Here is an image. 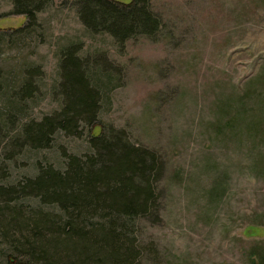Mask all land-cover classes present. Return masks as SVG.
Instances as JSON below:
<instances>
[{"label":"rangeland","instance_id":"rangeland-1","mask_svg":"<svg viewBox=\"0 0 264 264\" xmlns=\"http://www.w3.org/2000/svg\"><path fill=\"white\" fill-rule=\"evenodd\" d=\"M76 1L52 0L27 28L0 0V188L40 167L64 171L67 155L92 154L89 139L111 126L161 162L158 216L133 223L134 264H264V0H149L158 34L122 45L89 32ZM70 45L105 72L97 122L30 148L23 127L60 109L54 89ZM26 80L32 89L19 96ZM6 203L0 264H44L20 242L34 245L33 220L58 209L0 196Z\"/></svg>","mask_w":264,"mask_h":264},{"label":"trees","instance_id":"trees-1","mask_svg":"<svg viewBox=\"0 0 264 264\" xmlns=\"http://www.w3.org/2000/svg\"><path fill=\"white\" fill-rule=\"evenodd\" d=\"M51 1L12 0V12L23 15L28 28L36 25L37 15ZM76 6L78 18L89 32L108 34L120 45L139 36L155 37L161 28L149 0L129 4L77 0ZM78 53L76 45L61 51L60 81L54 89L60 109L24 125L23 143L30 148L50 147L57 131L80 137L82 126L97 122L105 92L100 75L105 72L101 65L85 61ZM31 89L26 80L18 95ZM89 145L92 154L66 156L64 171L51 165L40 167L34 178L0 188L1 197H34L59 211L51 218L40 214L33 220L34 245L22 250L27 242H20V253L33 258L31 249L36 250V257L44 264H134L133 223L141 217L158 216L155 184L161 173L160 159L154 152L133 145L125 132L111 126L91 137ZM4 208H8L7 203L0 210ZM21 227V231L26 229Z\"/></svg>","mask_w":264,"mask_h":264}]
</instances>
